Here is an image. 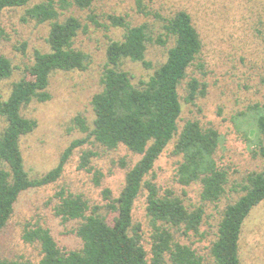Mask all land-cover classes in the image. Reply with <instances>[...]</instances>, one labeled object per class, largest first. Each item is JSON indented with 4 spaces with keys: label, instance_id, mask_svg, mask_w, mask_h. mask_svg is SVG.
<instances>
[{
    "label": "trees",
    "instance_id": "trees-1",
    "mask_svg": "<svg viewBox=\"0 0 264 264\" xmlns=\"http://www.w3.org/2000/svg\"><path fill=\"white\" fill-rule=\"evenodd\" d=\"M94 0H42L28 7L23 20L48 22L47 50L35 49L32 64L25 67L24 75L11 86L7 97L0 94V231L13 216L22 192L56 182L75 148L93 138L107 149L120 146L139 154L130 167L118 196L106 187L102 190L104 204L91 205L81 193H57L60 202L55 214L63 221L79 219L75 232L82 241L81 249H62L49 228L41 225L25 228L27 242H38L42 258L39 264H201L202 258L190 245L175 239V232L183 229L199 232L204 208L190 209L183 198L167 188L163 192L146 179L168 144L177 135L173 153L180 157L177 180L184 186L202 184L203 202H217L226 193L229 182L227 170L219 165L216 153L222 142L221 132L214 126L204 127L198 120H188L179 128L182 113L180 87L188 78L191 66L199 62L203 38L192 13L177 8L171 13L150 6L144 0H135L138 13L153 17L160 23L156 37L154 26L148 21L133 24L123 15L109 14L112 26L124 29L119 39L111 38L106 49V61L101 76L102 89L92 99L94 119L92 126L82 114L74 118L85 133L73 140L63 151L56 166L41 176H32L22 153V139L38 126L35 118L24 115L23 109L32 101L46 102L51 75L56 71L85 70L90 55L77 46L80 33L88 29L80 16L62 11L71 5L76 9H92ZM223 1V0H222ZM238 2L243 11L255 19L258 32L264 36V0H229ZM31 0H0V14L8 8L26 7ZM90 22L100 25L97 16L90 13ZM154 30V31H153ZM5 35L0 29V39ZM166 47L164 60L153 71L136 79L125 69L127 63H141L152 67L147 60L149 44ZM26 43L21 44L24 51ZM203 68L202 63H198ZM15 70L12 60L0 54V81L9 79ZM264 83V77H261ZM206 83L196 77L187 80L185 102L194 103L204 95ZM242 138L256 145L264 156V105H250L235 117ZM97 155L92 149L81 151L79 168L93 172L95 184L100 185L104 173L92 164ZM120 164L127 166L126 160ZM148 190L146 211L154 230L151 235V258L144 247L142 227L134 222L133 208L142 188ZM242 194L229 203L218 226V237L211 254L216 264H242L241 236L251 212L264 201V170L249 172L239 185ZM105 209V211H103ZM175 230V231H174ZM0 264H19L1 260Z\"/></svg>",
    "mask_w": 264,
    "mask_h": 264
},
{
    "label": "rangeland",
    "instance_id": "rangeland-1",
    "mask_svg": "<svg viewBox=\"0 0 264 264\" xmlns=\"http://www.w3.org/2000/svg\"><path fill=\"white\" fill-rule=\"evenodd\" d=\"M42 0H31L28 6L5 9L0 14V29L5 35L0 39V54L9 57L15 66L9 79L0 81V94L7 97L12 83L25 74V67L32 64L35 49L47 50L46 38L50 29L48 22L37 23L34 19L23 20L28 7ZM57 3L59 0H54ZM152 7L162 8L168 13L186 7L193 15L194 22L203 38V49L199 62L188 71V78L180 87L182 113L179 128L188 120H198L204 127L214 126L223 138L216 153V159L229 175L226 193L217 202H203L202 184L189 186L177 180L180 157L173 153L177 135L168 144L146 179L155 183L163 192L173 189L193 209L204 208V216L199 232H175V239L190 245L202 258L201 264H216L211 254L213 242L218 237V226L225 207L242 194L240 183L251 171L264 170V156L259 154L255 144L245 142L238 130L244 125H236L235 117L256 102L264 105V36L256 26L255 19L243 11L238 2L229 0H144ZM81 17L88 29L77 38V46L90 55L85 70L56 71L51 75L49 92L52 97L46 102L32 101L24 109L27 117L38 121L37 128L22 139V153L26 167L32 176H41L57 165L64 149L75 139L85 136L75 124L77 114L86 117L92 126L94 113L91 99L102 89L101 76L106 61V49L111 38L119 39L124 29L112 26L109 14L123 15L133 24L148 21L155 29L153 37L160 32L153 17L138 13L135 0H94L92 9L79 10L70 6L62 11L61 17L69 14ZM93 13L100 25L90 22ZM154 31V30H153ZM26 43L25 50L21 44ZM166 47L150 43L147 60L151 68L141 63H127L125 69L137 78L153 71L164 60ZM196 77L206 83V92L198 96L194 103L185 102V86L189 78ZM4 125L0 119V127ZM92 149L97 155L92 164L104 173L100 185L95 184L93 172L79 168L81 151ZM140 158L139 154L120 146L107 149L93 138L83 146L74 149L67 161L61 177L53 183L30 188L20 195L13 216L0 231V261L7 259L19 264H39L42 258L38 242H27L25 228L41 225L49 228L58 245L64 250L82 248V241L75 230L80 220L63 221L55 214L60 202L57 195L81 193L91 205L104 204L102 190L106 187L118 196L125 174ZM125 159L127 166L120 164ZM147 188L143 187L134 203L133 219L142 227V243L151 258L152 221L147 214ZM105 211V209H103ZM175 231V230H174ZM240 257L242 264H264V201L252 210L246 220L241 236Z\"/></svg>",
    "mask_w": 264,
    "mask_h": 264
}]
</instances>
